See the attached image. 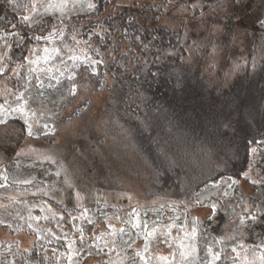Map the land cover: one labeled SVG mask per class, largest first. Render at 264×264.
Wrapping results in <instances>:
<instances>
[{
    "label": "trees",
    "instance_id": "1",
    "mask_svg": "<svg viewBox=\"0 0 264 264\" xmlns=\"http://www.w3.org/2000/svg\"><path fill=\"white\" fill-rule=\"evenodd\" d=\"M193 3L92 0L94 7L68 19L50 15L30 25L25 17L32 0H0V34L11 36L7 74L57 30L64 31L70 51L85 50L95 61V68L82 66L74 79L32 103L46 107L37 114V131L42 136L44 124L54 130L43 138L54 153L56 139L74 123L67 131L66 155L51 157L48 167L57 171L64 161L77 183L83 180L110 203L116 201V209H108L139 201L147 207L168 202L184 211L224 200L223 182L243 180L255 160L259 180L253 195L237 189L234 202L214 216L216 225L206 222L230 257L240 244H264V0ZM227 4L233 11L207 18L221 36L205 46L174 16L186 9L197 20ZM213 43L222 51L220 64L211 57ZM10 126L0 127L9 173L30 162L17 155L26 126L20 120ZM41 173L34 182L39 186ZM215 183L220 186L212 193ZM131 185L136 194L124 196L121 191ZM233 221L238 225L232 234H224ZM40 258L35 249L21 255L24 262Z\"/></svg>",
    "mask_w": 264,
    "mask_h": 264
},
{
    "label": "rangeland",
    "instance_id": "2",
    "mask_svg": "<svg viewBox=\"0 0 264 264\" xmlns=\"http://www.w3.org/2000/svg\"><path fill=\"white\" fill-rule=\"evenodd\" d=\"M248 1L243 0V3L246 5ZM89 3L92 4V0H32L26 15L29 19L25 22L33 25L38 18L50 15L68 19L89 10ZM193 5L200 6L201 0H195ZM233 9L232 4L209 9L197 20L186 9L176 11L174 16L205 46L211 43V37L221 36V29L208 23L207 18L212 14L230 13ZM63 38V30L48 34L41 39V45L30 52L25 63L7 74L11 36L0 34V119L7 120L0 127L10 130L14 120L24 123L21 111L27 114L26 138L17 155L30 161L23 163L28 172L23 173V166H16L14 172L9 173L5 154L0 150V264H264V244H240L229 257L222 250L218 236L206 224L216 225L214 216L219 209L234 202L237 189L245 196L253 195L252 186L259 180L255 160L243 180L223 182L224 200L212 199L184 211L168 202L147 207L139 201H132L128 206L120 203L117 205L120 209L115 210L114 198L110 203V197L103 198L87 182L77 183L64 161L59 162L57 171L48 167L51 157L66 155L67 150L62 151L70 141L67 131L72 130L74 123L56 139L55 154L43 141L44 137L53 135L54 130L44 124L42 136L37 131L38 115L44 113L46 107L34 105L32 101L45 99L47 90L74 79L75 70L82 66L95 68L96 65L85 50L70 51ZM218 47L213 43L215 52L211 57L220 64L222 51ZM29 124L32 136L28 135ZM40 171L45 172L41 173L45 176L43 186L34 183ZM212 186L214 193L220 184ZM135 192L134 185L121 191L124 196ZM112 205L115 209H108ZM241 220L239 224L245 218ZM237 225L233 221L224 234L231 235ZM34 249L40 260L24 262L21 255ZM217 256L219 259L215 258Z\"/></svg>",
    "mask_w": 264,
    "mask_h": 264
},
{
    "label": "snow or ice",
    "instance_id": "3",
    "mask_svg": "<svg viewBox=\"0 0 264 264\" xmlns=\"http://www.w3.org/2000/svg\"><path fill=\"white\" fill-rule=\"evenodd\" d=\"M50 7H55V5H49ZM64 5H61L60 7H63ZM90 8L91 7H94V5H92L91 3H89V5H88ZM26 20L27 19H29L28 17H26L25 18ZM70 79H71V77H70ZM18 99H19V97H18ZM19 109H14L13 111H18ZM21 117L24 119V123L25 124H28L29 123V118H28V116H27V114L26 113H24V112H22L21 111ZM5 123H7V120L6 119H0V124H5ZM34 133H33V131H32V126L29 124V127H28V135L29 136H32ZM233 184L234 183H236L235 181H233L232 182ZM209 251H211V250H209ZM216 259H219V257L217 256V257H215Z\"/></svg>",
    "mask_w": 264,
    "mask_h": 264
}]
</instances>
